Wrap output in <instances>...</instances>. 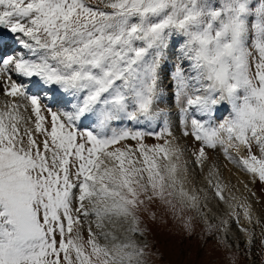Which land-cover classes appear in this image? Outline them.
I'll return each mask as SVG.
<instances>
[{"label": "snow or ice", "instance_id": "obj_1", "mask_svg": "<svg viewBox=\"0 0 264 264\" xmlns=\"http://www.w3.org/2000/svg\"><path fill=\"white\" fill-rule=\"evenodd\" d=\"M0 87V264H151L156 202L227 232L208 150L264 184V0H0Z\"/></svg>", "mask_w": 264, "mask_h": 264}, {"label": "rangeland", "instance_id": "obj_2", "mask_svg": "<svg viewBox=\"0 0 264 264\" xmlns=\"http://www.w3.org/2000/svg\"><path fill=\"white\" fill-rule=\"evenodd\" d=\"M4 36L11 35L4 31ZM9 44V43H8ZM17 100L18 98L7 97L0 89V107L5 101ZM171 101L169 100V103ZM21 104L28 106L27 101H21ZM21 114L27 119L35 117L31 112L30 106L24 111L21 108ZM45 115H48L45 113ZM50 119V117H49ZM29 127L33 126L31 124ZM24 124H21L23 130ZM179 135V132H177ZM146 144L152 145L162 143L156 141L153 137H146ZM187 143L189 147H195L191 138L182 140L181 143ZM129 145L135 146V141H125ZM209 151V160L203 166V169L195 168L189 165V179L191 188H195L202 197L207 195L211 213H209V222L219 224L221 220L228 221V231H217L209 235L206 231V225L203 219H200L195 211L186 212L185 215L193 216L194 230L191 235L183 230L182 223L172 218L170 213L163 210L159 202L152 205V210L157 212V221H146L150 228V234L147 237L148 242L153 245V251L157 255L151 259V264H264V184L259 181L253 182L252 178L241 172L237 167L224 160L222 154ZM213 165L219 169V179L224 188L225 200L220 201L214 196L209 179ZM239 170V171H238ZM228 172V173H227ZM228 175H227V174ZM233 175H232V174ZM202 183V184H201ZM200 189L204 191L201 192ZM240 205L250 206L251 222L244 216V208ZM207 211V209H205ZM235 212L239 217V225L236 219L230 215ZM246 228L253 233V242L249 251L248 239L240 228ZM87 238L86 229L84 230ZM103 242V241H102Z\"/></svg>", "mask_w": 264, "mask_h": 264}, {"label": "bare ground", "instance_id": "obj_3", "mask_svg": "<svg viewBox=\"0 0 264 264\" xmlns=\"http://www.w3.org/2000/svg\"><path fill=\"white\" fill-rule=\"evenodd\" d=\"M4 38H5V39H7V37H6V36H4ZM13 79H16V77H15V76H13ZM0 89H3V87H0ZM8 100H9V99H8ZM20 103H21V101H20ZM224 160H225V159H224ZM227 163H228V161H227ZM238 171H239V170H238ZM227 173H228V172H227ZM227 173H226V174H227ZM231 174H232V173H231ZM227 175H228V174H227ZM232 175H233V174H232ZM201 184H202V183H201ZM188 187H189V188H191V186H190V185H188Z\"/></svg>", "mask_w": 264, "mask_h": 264}]
</instances>
